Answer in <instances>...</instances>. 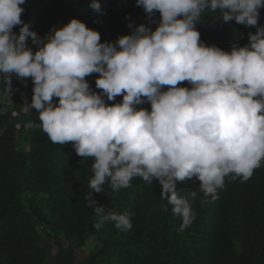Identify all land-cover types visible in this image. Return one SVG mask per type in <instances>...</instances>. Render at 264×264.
I'll list each match as a JSON object with an SVG mask.
<instances>
[{"label":"clouds","instance_id":"1","mask_svg":"<svg viewBox=\"0 0 264 264\" xmlns=\"http://www.w3.org/2000/svg\"><path fill=\"white\" fill-rule=\"evenodd\" d=\"M24 4L0 0V93L10 95L13 74L31 78L25 107L38 113L42 131L53 143L71 142L76 155L94 158L85 199L96 214L95 228L106 221L120 231L132 227L128 216L105 214L93 198L105 183L119 191L135 177L157 180L182 231L195 214L189 198L178 194V182L198 180L204 197L216 200L226 177L247 181L261 166L264 26L257 25L264 0H136L149 19L159 13L155 30L141 24L114 43L101 42L75 18L40 37L21 20ZM90 6L101 11L96 0ZM206 9L218 10L225 22L256 27L255 34L230 51L205 45L195 25ZM93 73L100 94L85 79ZM184 81L191 87L178 86ZM117 96L121 102H105ZM145 102L150 110L136 107Z\"/></svg>","mask_w":264,"mask_h":264},{"label":"trees","instance_id":"2","mask_svg":"<svg viewBox=\"0 0 264 264\" xmlns=\"http://www.w3.org/2000/svg\"><path fill=\"white\" fill-rule=\"evenodd\" d=\"M92 2L25 0L21 20L30 31L46 37L52 27L75 18L97 31L101 42L113 43L131 34L140 18L149 20L136 0H96L100 12L92 9ZM153 17L160 18L159 13ZM257 26H264V7L259 9ZM195 27L202 43L224 51L247 45L248 33L256 31V27L225 22L218 10L210 9ZM13 31L18 33L19 26ZM26 42L33 51L37 49L30 38ZM12 76L11 85L23 92L25 104L30 103L31 78ZM97 76L93 73L85 79L100 94ZM104 99L111 105L122 97ZM136 107L150 110L147 102ZM39 125L34 109L24 113L15 102L0 98V264H264V161L247 181L226 177L216 200L204 197L198 180L178 182V194L189 198L195 214L182 231L181 218L173 216L172 206L160 198L157 180L148 184L135 177L130 187L119 191L105 183L103 192H93V198L105 206V214L128 216L132 227L120 231L114 222L106 221L97 229L96 214L85 199L92 191L88 185L94 158L76 155L71 142H51ZM192 192L197 194L194 200ZM74 235L80 246L88 236L96 238L81 260L69 242Z\"/></svg>","mask_w":264,"mask_h":264},{"label":"rangeland","instance_id":"3","mask_svg":"<svg viewBox=\"0 0 264 264\" xmlns=\"http://www.w3.org/2000/svg\"><path fill=\"white\" fill-rule=\"evenodd\" d=\"M158 22H159V18L152 16L151 19H149L147 21L140 18L137 21L136 25L138 26V25L143 24V25L149 27L150 29H153L155 26H157ZM67 23L68 22L66 21L62 24H59V25L52 27L49 30L47 36L52 33L53 29H58ZM178 86L189 87V88L191 87V85H189L187 81L181 82V84H179ZM166 89H167V86H165V90ZM0 98L2 101L15 102V104L20 107V111H22L24 113H27L29 111V109L25 107V105H26L25 104V99H26L25 95L23 94V92L16 91L12 85H11L10 95L8 96L6 94L0 93ZM19 146L21 148L27 149V145L24 141H19ZM49 241L52 242V239H50ZM69 242L71 244L75 245L76 259L81 260V259L86 257L87 253L96 244V238L94 236L90 235L86 238L85 244L80 246V245H77L79 243V237L74 235L70 238Z\"/></svg>","mask_w":264,"mask_h":264},{"label":"built area","instance_id":"4","mask_svg":"<svg viewBox=\"0 0 264 264\" xmlns=\"http://www.w3.org/2000/svg\"><path fill=\"white\" fill-rule=\"evenodd\" d=\"M12 80H13V76L11 77V81H12ZM2 91H3V89L0 90V92H2ZM13 116L16 117V116H17V112H13Z\"/></svg>","mask_w":264,"mask_h":264}]
</instances>
